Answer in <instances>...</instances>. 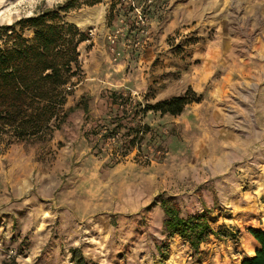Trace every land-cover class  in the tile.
<instances>
[{"label": "rangeland", "instance_id": "1", "mask_svg": "<svg viewBox=\"0 0 264 264\" xmlns=\"http://www.w3.org/2000/svg\"><path fill=\"white\" fill-rule=\"evenodd\" d=\"M66 1L0 0V27ZM245 4L80 0L61 13L89 39L65 108L87 96L90 118L78 110L45 140L0 133V264H241L254 254L246 229L264 231V71L243 55L262 47L264 7L250 27L245 11L251 18L257 8ZM188 89L200 102L180 115L141 117L152 133L141 151L116 158L84 138L117 113L109 92L143 108ZM159 197L183 217L211 210L212 229L234 238L210 236L194 255L163 233Z\"/></svg>", "mask_w": 264, "mask_h": 264}, {"label": "trees", "instance_id": "2", "mask_svg": "<svg viewBox=\"0 0 264 264\" xmlns=\"http://www.w3.org/2000/svg\"><path fill=\"white\" fill-rule=\"evenodd\" d=\"M78 1L68 0L64 5L0 27L4 38L0 45V133H11L17 141L50 139L54 130L78 110L84 123L88 122L89 97L82 96L73 106L65 108L72 79L81 76L78 46L89 40L87 33L61 16L75 8ZM24 31H31L32 37H24ZM105 101L116 107L117 113L110 119H102L83 135L88 142L96 139L93 147L99 148L98 152L107 145L112 147L114 157L123 158L134 149L141 151L146 135L152 139L149 127L141 125L144 114L178 116L188 104L200 102V97L188 89L183 95L142 108L139 103L132 106L129 96L109 92ZM158 201L163 213V233L168 239L180 238L194 255L199 254L201 245L210 236L216 239L235 236L225 226L212 229L209 209L183 217L175 203L160 197ZM246 230L257 246L254 254L244 257L241 264H264V231ZM165 247L157 246L158 253L163 254L168 243ZM76 264H84L83 258L78 257Z\"/></svg>", "mask_w": 264, "mask_h": 264}, {"label": "crops", "instance_id": "3", "mask_svg": "<svg viewBox=\"0 0 264 264\" xmlns=\"http://www.w3.org/2000/svg\"><path fill=\"white\" fill-rule=\"evenodd\" d=\"M263 2H264V0H245V3H246L245 5L248 6V7H250V6L253 7L256 4L255 7L257 8V13L259 14L258 15L256 13L255 14V17H251L250 18L248 16V11L247 10L245 11V18H246V23L248 24V26L253 27V25H252L253 20H256V21L258 20L259 16L261 15L259 13L261 11L260 8H263L264 7L263 6ZM256 36H258L259 39L260 38L262 39V41H261L262 47L261 48H253V50L251 49V51L248 50L251 53L250 54H247V55H243V57H247L244 60L245 62L243 61V63L244 64H248V68L250 70H263L264 71V30H261L260 33L259 34L257 33ZM228 44H230V41L229 40H228ZM246 48L248 49V47H246ZM253 84L254 83H249V85L254 89ZM255 89H257V88H255ZM261 89L263 90L264 88H261ZM253 243H255V242L251 238V243H249V245L251 246ZM255 245L257 246L256 243H255ZM246 248H249V247L246 246ZM248 253L249 254H252L250 251Z\"/></svg>", "mask_w": 264, "mask_h": 264}, {"label": "built area", "instance_id": "4", "mask_svg": "<svg viewBox=\"0 0 264 264\" xmlns=\"http://www.w3.org/2000/svg\"><path fill=\"white\" fill-rule=\"evenodd\" d=\"M11 254H13L12 251H9V254L7 255V257L10 258L12 256Z\"/></svg>", "mask_w": 264, "mask_h": 264}]
</instances>
